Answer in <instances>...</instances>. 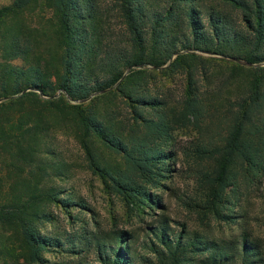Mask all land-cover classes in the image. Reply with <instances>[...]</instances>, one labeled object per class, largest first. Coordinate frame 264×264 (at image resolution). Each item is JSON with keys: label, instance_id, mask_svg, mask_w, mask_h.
Here are the masks:
<instances>
[{"label": "rangeland", "instance_id": "rangeland-1", "mask_svg": "<svg viewBox=\"0 0 264 264\" xmlns=\"http://www.w3.org/2000/svg\"><path fill=\"white\" fill-rule=\"evenodd\" d=\"M12 1L0 0V7ZM245 1L250 10L230 0H136L138 33L128 24L123 0H70L79 5L81 18L70 20L65 34L52 0H38L0 20V84L40 77L55 87L69 54L80 56L77 78L85 87L111 83L123 73L85 99L29 87L0 100V130L38 126L32 151L24 150L32 154L30 162L0 151V201L25 200L31 193L38 209L31 218L36 234L62 241L50 240L39 251L42 260L32 261L22 230L0 223V264H100L94 234L116 230L129 233L124 242L132 245L134 264H164L153 253V231L162 225L169 239L182 242H241L246 234L260 245L264 264V172L249 180L239 169L216 205L219 214L210 194L219 150L245 102L252 103L256 88L264 86V44L258 49L251 44L254 26L247 21L254 25V12L252 0ZM192 18L201 23L196 42ZM211 19H220L223 31L238 37L240 51L229 46L221 53ZM208 37L212 45L205 44ZM12 38L32 62L7 56ZM142 51L145 62L128 65ZM246 53L260 60L246 62ZM151 59L161 65L154 67ZM27 91L38 96L19 98ZM82 102L92 119L87 125L74 108ZM256 111L255 118L264 116V104ZM141 144L167 155L150 167L161 165L155 178L146 179L126 158L125 151ZM124 177L134 178L153 201L127 202L117 185ZM188 256L185 264H192L200 254Z\"/></svg>", "mask_w": 264, "mask_h": 264}, {"label": "trees", "instance_id": "trees-1", "mask_svg": "<svg viewBox=\"0 0 264 264\" xmlns=\"http://www.w3.org/2000/svg\"><path fill=\"white\" fill-rule=\"evenodd\" d=\"M38 0H13L9 5L0 7V20L7 17L12 12L20 10L31 4L37 3ZM54 2L55 9L60 14V27L62 33H67V28L70 26V20L80 19V15L77 13L78 4H70V0H52ZM237 5L250 10L249 3L245 0H230ZM86 2V1H80ZM136 0H123V12L127 18L128 24L138 33V25L136 23L135 5ZM252 10L254 14V25L252 21L248 19V26L252 27L253 47L260 48L264 44V0H252ZM211 25L213 27V36L216 40V45L220 51L226 50L227 47H236L238 37L229 36L226 31H223V23L220 19H211ZM201 23L191 20V32L193 39L196 42L199 39ZM140 35V34H139ZM12 38L11 42L7 45V56L9 58H22V60L28 61L31 55L26 48H19L18 43H14ZM141 38L136 39L139 44ZM206 45L213 44V37L204 39ZM205 49L210 50L209 46ZM237 52L240 51V47H236ZM225 53V51H221ZM244 60L249 63L259 61L258 55H252L246 53L243 55ZM79 55L70 54L65 56L62 60L63 72L59 75L57 85L55 87H47L43 81H39L40 77H36V80L16 81L14 85H7L6 79H3L0 84V100L7 98L12 94L18 93L25 88H35L40 91L41 94L50 95V90L59 89L61 94L71 97L72 99H85L92 90H102L108 88L111 84L122 77V71L118 72L111 83H107L96 88H88L80 84L78 80V70L76 68L77 63L75 60ZM29 62H32L31 59ZM145 62L143 58V51L140 55L128 63V65H140ZM151 64L154 67L161 65L156 59H151ZM33 68L36 65H29ZM48 88H51L48 90ZM29 95H37V92L27 91L22 93L19 98L28 97ZM256 98L251 101H246L243 106L242 113L237 117L232 130L228 137H226L225 146L219 150V159H216V163L219 164L217 174L213 179V184L210 189L212 197V206L217 214L219 211L216 205L220 202L223 192L230 184H233L236 179V173L239 169L246 172V175L251 177L256 176L260 172H264V116L256 117L257 108L259 105L264 104V86L263 88H256ZM38 96V95H37ZM36 96V97H37ZM52 97V96H51ZM54 99V98H53ZM12 101V100H11ZM3 102L0 104L2 105ZM77 114L80 116V120L83 124L87 125V121L92 122L90 116L85 115L83 102L74 105ZM259 112V111H258ZM92 126V125H91ZM38 126L33 125L18 132L10 133L5 129L0 130V151L9 152L12 159H25V162H30L32 154L25 153L24 150L32 151L31 145L34 144V136ZM93 130L99 134L100 129ZM103 133V132H101ZM104 134V133H103ZM106 136V135H105ZM113 140L114 137H109ZM109 139V140H111ZM132 148V147H131ZM135 148L139 150L136 154ZM141 148V149H140ZM126 158L130 164L141 172L142 176H146V179L155 178V175H159L161 171V165L157 167L155 171L150 168L152 165L163 163L162 159L167 156L163 151L154 146H146L141 144L135 146L131 150L125 151ZM29 159V160H28ZM158 166V165H157ZM161 174V173H160ZM148 176V178H147ZM127 198V202L136 204L143 203L145 200H152L153 195L149 194L144 187L135 183L134 178L124 177L117 183ZM48 195V194H47ZM25 198L24 196L14 197L10 200L0 201V223L10 225L12 227L20 228L29 242V253L32 261L40 262V249L43 246L48 245L52 238L40 236L36 234L35 229L32 226L31 218L37 216L38 209L36 208L35 196L31 193ZM26 197V198H27ZM83 206V205H81ZM157 242L154 243L153 253L157 256L158 260L164 264H185L189 260L188 252H197L200 254L197 263L192 264H263L262 253L260 245L251 239L248 235L243 234L241 242L237 240L229 241H211L207 239L186 241L182 242L181 239H169L167 236V229L165 226H160L159 229L153 231ZM129 236V233L125 230H116L110 232L107 235L100 236L94 234L93 245L97 252V259L100 264H134L131 255V244L125 241ZM54 244H62L60 239L52 240ZM124 242V243H123ZM121 243H123L121 245Z\"/></svg>", "mask_w": 264, "mask_h": 264}]
</instances>
